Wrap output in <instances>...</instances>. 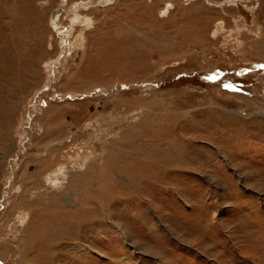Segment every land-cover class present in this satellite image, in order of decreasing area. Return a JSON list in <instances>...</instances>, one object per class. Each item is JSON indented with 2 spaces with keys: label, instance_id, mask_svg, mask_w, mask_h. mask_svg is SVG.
<instances>
[{
  "label": "rangeland",
  "instance_id": "obj_1",
  "mask_svg": "<svg viewBox=\"0 0 264 264\" xmlns=\"http://www.w3.org/2000/svg\"><path fill=\"white\" fill-rule=\"evenodd\" d=\"M95 1L0 0L3 264H264V0Z\"/></svg>",
  "mask_w": 264,
  "mask_h": 264
},
{
  "label": "bare ground",
  "instance_id": "obj_2",
  "mask_svg": "<svg viewBox=\"0 0 264 264\" xmlns=\"http://www.w3.org/2000/svg\"><path fill=\"white\" fill-rule=\"evenodd\" d=\"M62 1L64 2V4L66 3V0H62ZM110 1H111V0H102L101 2H104V3L108 4ZM117 1H118V0H117ZM117 1H116V3H117ZM95 2H96L95 0H88V3L85 4V5L88 6V5H90V3L92 4V3H95ZM116 3H115V4H116ZM64 4H63V5H64ZM63 5H62V6H63ZM78 5H79V4H78ZM78 5L75 6V7H79ZM103 5H104V4H103ZM87 6H86V7H87ZM69 9H70V8H69ZM81 10H82V9H81ZM58 11H59V10H58ZM72 11H73L74 15H76V16L78 17V9H77V8H74ZM87 18H88V16H87ZM75 19H76V18H75ZM91 19H92V18H91ZM56 24H57V23H56ZM70 29H71V28H70ZM50 179H51V178H50ZM54 179H55V178H54ZM58 180H59V179H58ZM58 180L56 179V181H58ZM70 218H71V217H70ZM73 218H74V217H73ZM68 220H69V219H68ZM73 220H74V219H73Z\"/></svg>",
  "mask_w": 264,
  "mask_h": 264
},
{
  "label": "crops",
  "instance_id": "obj_3",
  "mask_svg": "<svg viewBox=\"0 0 264 264\" xmlns=\"http://www.w3.org/2000/svg\"><path fill=\"white\" fill-rule=\"evenodd\" d=\"M2 261H3V260H1V259H0V264H3V262H2Z\"/></svg>",
  "mask_w": 264,
  "mask_h": 264
}]
</instances>
